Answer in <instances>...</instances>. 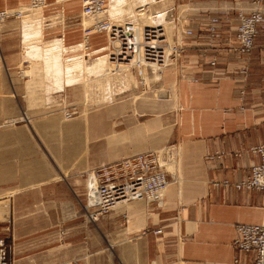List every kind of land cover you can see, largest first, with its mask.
Listing matches in <instances>:
<instances>
[{
  "label": "crops",
  "instance_id": "obj_1",
  "mask_svg": "<svg viewBox=\"0 0 264 264\" xmlns=\"http://www.w3.org/2000/svg\"><path fill=\"white\" fill-rule=\"evenodd\" d=\"M172 3L174 31L185 52L165 70L174 76L177 101V118L169 133L158 118L168 104L164 99L157 101L153 111L158 117L153 119L141 108L122 116L125 105L120 102L114 110L101 107L62 128L31 125L50 116L60 119L62 59L81 56L87 64L108 52L106 34L85 40L87 20L72 23L71 17L82 13L81 0H46L40 43L29 52L30 59H42L43 66L32 79V69L27 70L30 79L25 83L13 82L10 76L20 60L18 47L6 43L15 32L1 35L0 237L7 242L13 264H235L236 259L246 264L254 259L252 253L236 250V227L261 220L264 191L235 185L246 180L259 161L250 149L264 142V23L247 59L233 51L240 12L254 10L246 0ZM29 4L30 0H0V12ZM260 8L264 12V2ZM215 17L220 21L212 38L209 27ZM47 42H58L66 50L61 62L60 54L50 58L44 52ZM82 45L84 49L72 51ZM88 55L97 58L89 61ZM52 67L56 89L45 78ZM74 108L62 107L65 119V112ZM113 112L121 122L112 121ZM165 133L167 142L158 145L155 134ZM31 139L39 146L29 143ZM170 142L178 164L161 201L121 203L98 221L88 220L86 175L111 163L110 145L128 157ZM219 153L225 155L217 158ZM159 229L162 234H155Z\"/></svg>",
  "mask_w": 264,
  "mask_h": 264
},
{
  "label": "built area",
  "instance_id": "obj_2",
  "mask_svg": "<svg viewBox=\"0 0 264 264\" xmlns=\"http://www.w3.org/2000/svg\"><path fill=\"white\" fill-rule=\"evenodd\" d=\"M255 7L254 11H241L239 24L236 29L237 47L234 52L246 57L251 56L255 49L259 26L264 23V12L261 5L264 0H246ZM82 14L91 18L92 23L84 28V35L89 38L92 34H107L111 46L109 57L115 67L132 66L140 78L146 73H164L174 67L185 52L181 41L168 39L163 26H144L139 30L132 24H116L107 17L109 0H81ZM46 0H30L28 10L41 9ZM24 11L0 13V22L7 19H21ZM220 21L211 19L209 33L212 38L217 35L216 24ZM191 34V32H187ZM215 60L212 65L217 63ZM247 69L242 71L245 78ZM143 79V78H142ZM142 81V80H141ZM77 114L76 108L66 111V119ZM171 148V147H170ZM251 152L258 156L259 161L252 167L251 175L237 183L238 189L264 191V142L252 147ZM225 154L219 153L217 158ZM170 149H155L130 155L121 160L101 165L86 175V194L84 210L89 221L96 222L110 214L121 203L144 201L159 202L163 193L172 181L168 171L171 160ZM174 177V176H173ZM237 237L235 248L239 252L252 253L254 259L246 264H264V206L259 222L240 223L236 227ZM162 229L155 234H162ZM0 264H13L9 259L8 245L0 237ZM235 264H242L236 259Z\"/></svg>",
  "mask_w": 264,
  "mask_h": 264
},
{
  "label": "rangeland",
  "instance_id": "obj_3",
  "mask_svg": "<svg viewBox=\"0 0 264 264\" xmlns=\"http://www.w3.org/2000/svg\"><path fill=\"white\" fill-rule=\"evenodd\" d=\"M134 2H132V0L123 1L122 4H124V5L120 6L121 8L119 7L120 10H118V11L120 12L124 9L125 10L130 9V11H131L133 8H134L133 10H136V8L138 7L136 5H138V4H136ZM158 2H161V3L157 4L154 9L157 8V9L167 13L166 22L168 24L167 25L164 24L163 27L166 29L167 34L169 36V39L172 41V38L175 37V35H176V33L174 31L175 30V20L173 17L172 0H167V1L158 0ZM132 3H134V6H132L133 5ZM109 7H110V5H109ZM154 9L152 11L153 17L155 16L154 15V12H155ZM30 10L32 11L35 9H30ZM137 10H140V8H138ZM181 10H182V8H181ZM119 12H118V14H119ZM109 13H110V8H109ZM116 16H117V14H116ZM110 17H112L111 18V21H112L114 18L111 15H110ZM114 17H115V15H114ZM29 18L30 17L27 18L25 15L21 19L12 18V19H7L3 22H0V38H1V35H5V33L10 34V33L15 32L14 36H9V38L6 40V43L8 44V47H12V48L18 47V49H19L18 52L20 53V60L17 64V67L10 71L12 73L10 76L12 77L13 82L25 83L26 81H28L30 79V73H27V70H28V72H30L32 69L31 79L34 76L33 75L34 72H36L37 70L41 71V67H40L41 66L40 65L41 60L38 61L37 63H34L33 62L34 59L33 60L30 59L31 57L29 55V52L33 48V46L40 43L38 38L32 36L31 30L28 31V29L32 28V22L27 21V20H29ZM71 19L73 21L72 23H74V24L86 22L83 20L82 13L74 14V16L71 17ZM153 19L156 20L155 18H153ZM31 20H33V19H31ZM43 20H44V18H43ZM49 20L54 21L53 18H50ZM160 20H161V18L157 19L156 25H161ZM171 22L174 23L173 26L170 24ZM26 25H31V26L27 27ZM41 29H43L42 24L40 25V28L38 29L39 32H41V34H42ZM44 44H45V47L43 49L44 52H47L49 57L53 56V55L60 54V57H61L59 59V62H60V60L62 59V56H63V52L65 53V49L63 47H60V45L58 46V42H47ZM108 47H109V45H108ZM107 54H108V52L105 55H107ZM87 58L91 59L92 57L90 55H88ZM96 58H97V56H96ZM96 58H92V59H96ZM81 60L84 61V59H81ZM61 61L62 62L60 63V70L63 73L64 68L66 67V62L63 59ZM96 61L97 60H92L90 63H87V64L84 63L85 67L82 66L84 69L83 68L82 69L79 68V70L76 69L75 72H78L80 70H84V73L82 72V74L73 75L74 77L72 76L73 79L71 80L70 83H68L67 80L63 81L64 76L61 75L62 73L60 74V78L62 80L59 82V84L62 85V89H60V90L63 91L61 93V97H62L61 100H62L63 104L58 105L59 106L58 107L59 112H60V114H59L60 119H58L56 116H50V117H47L45 119L40 120V122L32 123L31 125H33V127L36 128L37 126H39V127L40 126L41 127L47 126L46 123H48L51 127L55 126V127L62 128L65 125H69L70 123L75 122L73 120L76 117L80 118L84 115L88 116L90 113H93L94 111L98 110L101 107L105 108L107 106H112V110H114L115 106H117V105L122 106L121 103H124V105H125V106H123L121 113H119V114H122V116L126 117L128 115H133L136 111L140 110V108H141V110L148 112L150 114V116L148 118L153 119V118L158 117L157 113L154 112L153 110L157 109V106H159L157 101L159 99H161V97L159 98L158 96H156V94H158L159 90L164 89V90L169 91L170 96L163 98L164 100H168V104L166 105L165 109L160 113V117H158V118H160V120L163 122L162 126L167 129V133L170 132V130L175 126V122H176V118H177V101H176L175 86H174L175 81H174V76H172V74H169L168 72L166 74L164 72V73L160 74V78L157 79L158 81L156 80L155 83L148 84L147 86H144L143 82L137 76H135L132 73L131 76L134 78H132V77H131L132 79L130 78L132 81L131 84H133V85H131V88L129 86L127 90L125 89L126 90L125 93H120V94L116 95V97L114 96V102L109 101V100H105L104 101L105 103L102 106L101 105L99 106V104L101 102L103 103V101H101V100H103V98L105 97L103 95L104 91L107 93L106 88H107V90L110 88V90L115 92L116 90H118L115 88H119L121 84L123 85V83H122L121 79L119 78V76H117V75L114 76L113 80L105 79L107 77V73H108L107 68H105L101 71H98V72H93V71L87 72L86 68L92 66ZM31 62L34 64H30ZM107 63L110 65V67H112V70H114V66L112 64H110L109 62H107ZM33 67H35L36 70H34ZM71 67L72 66H70V68ZM47 69H49V72L46 71V74H47L45 76L46 82L47 83L52 82L51 85L53 84L52 86H54L55 89L58 88L59 84L57 83L58 81H57V76H56L54 68L52 67V68H47ZM105 71H106V73H105ZM15 73H16V75H15ZM165 75H166V78H165ZM4 76H5V74H4ZM10 76H9V78H10ZM100 78L105 79L104 81H102L104 86H100V90H99L100 93L98 94V93L93 92V93H90V95H88L89 94L88 89H87L88 94L86 93V88H87L86 85L88 83L92 82V80H94V82H96V80H101ZM163 80H164V83H163ZM124 85H127V83H125ZM94 91H97V90H94ZM91 94H93V95L91 96ZM137 96H140V97H138V99H136ZM169 100H171V101H169ZM98 101H100V102L98 103ZM144 101H147V102H145V104H143ZM69 106L75 107L78 114L76 116H74L73 119L66 120L63 116V114H64L63 110H61V109H62V107H69ZM112 121L119 123L122 120H121L120 116H116L114 113V117L112 118ZM118 129L120 130L121 126H118ZM167 133H165L163 136H159V134H155L156 142L158 143V145L161 144V142H164V141L167 142V140H166L168 138ZM45 134L41 133V136L44 137L43 140L45 139V136H44ZM50 141H51V143L56 142L55 139H51ZM29 143H33V145L36 147L39 146L36 143L35 139H31L29 141ZM173 146H174V143L170 142V143H167L166 145L159 147L158 149H170V156H169V159L171 160L170 165L174 164L175 169H177V164H178L177 150H176V147L175 146L173 147ZM170 147H173V149H171ZM125 156L126 155L120 154V149L117 148L116 146H114V145L109 146L108 162L121 160V159L125 158ZM44 159H45V157H44ZM45 161L47 162V160H45ZM47 163H48V166H50L49 161ZM168 171L172 174V172H174L175 170L173 171V168L171 169L168 167Z\"/></svg>",
  "mask_w": 264,
  "mask_h": 264
},
{
  "label": "bare ground",
  "instance_id": "obj_4",
  "mask_svg": "<svg viewBox=\"0 0 264 264\" xmlns=\"http://www.w3.org/2000/svg\"><path fill=\"white\" fill-rule=\"evenodd\" d=\"M123 1H125V0H109L107 17H108L109 20H111L112 17H110V15L113 16V18H114L112 20L113 23H116V24H132V25H135L139 30H141L144 26H148V27L149 26H155L156 25V22H157V19H160V18H161L160 21H161V25L162 26L164 24L165 25L168 24L166 22L167 13H165L164 11H161V10H159L157 8L154 9L157 4L161 3V2H158V0H132V2L135 1L134 3L138 4V5H136V6H138L136 8V10H133L134 8L132 9L133 11L132 10L130 11V9H126V10L124 9V10L120 11L121 12L120 13L118 10H120V8H121L120 6L124 5V4H122ZM164 1H167V0H164ZM134 3H132L133 5L132 4L131 5L134 6ZM46 5L47 4H45V6ZM109 5H110V7H109ZM45 6H43L41 9H36V10H32V11L31 10H28V7H24V8H21L20 7L21 9L18 8V9H15V10L3 11V13H8L9 14V13L14 12V11H17V10L24 11L26 17L27 18L30 17L29 20H27V21L28 22L30 21V22L33 23L32 24V28L33 27L34 28L33 29L31 28L33 30V35L32 36H34L36 38H39V37L41 38V32H39L38 29L40 28V25L42 24L43 16H42L41 11L43 10V8ZM109 8H110V13H109ZM138 8H140V10H137ZM153 9L156 12V13L154 12V15H155L154 17L152 16L153 15V12H152ZM186 9H187L186 7H183L182 8V11H184ZM254 9H255V7H254ZM118 12H119V14H118ZM116 14H117V16H116ZM114 15H115V17H114ZM82 16H83V14H82ZM84 18L87 20L86 26H88L89 24L92 23L91 18H88V17L87 18L84 17ZM153 18H155L156 20H154ZM31 19H33V20H31ZM170 24L173 26L174 23L171 22ZM156 26H158V25H156ZM176 37H178V39H179V36H178L177 33H176L175 37L172 38V41H174L176 39ZM87 39L88 38L85 37V40H87ZM168 39H169V36H168ZM108 40H109V38H108ZM41 46H43V45H41ZM41 46L38 49L42 48ZM33 47H35V45ZM60 47H62V46L60 45ZM82 48L84 49V45H82L80 47L78 46V48L77 47L76 48H72V51L77 50V49L79 50V49H82ZM108 49L109 50H108V54L107 55L102 56L101 58H98L97 61L92 66L86 68V71H93V72H98V71H101V70L107 68L108 73H107V77L105 79L113 80L115 75L119 76V78L121 79L123 85L121 84L119 88H115V89H118L115 92H113L112 90H110V88L108 90L106 88L107 93L104 91V94L103 95L105 97L103 98V102L105 100L112 101L114 99V96L116 97V95L125 92L128 89L129 86L131 88V85H133V84H131V82H132L131 79L134 78V77L131 76L132 73L135 76H137L140 80H142L144 86H147L148 84L155 83V81L158 78H160V76L158 74H156V73H146L145 76L142 77L143 78L142 79V78H140L138 76L136 69H134L132 66H130V67H128V66L115 67L114 63L111 61V58L109 57V54H110V51H111L110 42H109ZM67 51H70V50H67ZM89 58H88V60H89ZM81 59H83V57L81 58V56H80V57H71V59L64 60L66 62V67L64 68V71H63L64 81L67 80V82L70 83L71 80L74 77L73 75H79V74H82V72L84 73V70H80L78 72H75L76 69L79 70V68H81V69L83 68L82 66L85 67L84 63L86 64V60L83 61ZM34 60L36 61L37 59H34ZM107 62H109L110 64H112L114 66V70H112V67H110V65ZM41 65L43 66V64H41ZM42 66H40V67H42ZM70 66H72V67L70 68ZM105 73H106V71H105ZM105 79L96 80V82H94V80H92V82L89 81L90 83H88L86 85L87 86L86 93H87V89H88V93H89V94L87 93L88 95H90V93H93V92L99 94L100 93L99 92L100 86H104L103 83H102V81H104ZM125 83H127V85H124ZM94 90H97V91H94ZM162 91H163L162 89L159 90L158 91V94H156V96H158L159 98L161 97V99H163L164 97H169L170 96L168 94L165 95L166 93L165 92L163 93ZM92 95L93 94H91V96ZM173 147H171V149H173ZM169 168H171V169L173 168L174 169L175 168V165L172 164V165L169 166ZM120 205L121 204L118 205V208L120 207Z\"/></svg>",
  "mask_w": 264,
  "mask_h": 264
}]
</instances>
